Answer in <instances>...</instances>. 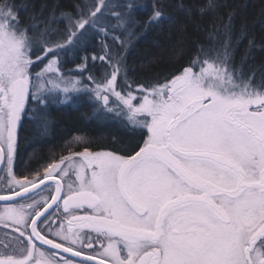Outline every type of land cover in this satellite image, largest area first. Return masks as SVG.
Wrapping results in <instances>:
<instances>
[{"label": "snow or ice", "instance_id": "1", "mask_svg": "<svg viewBox=\"0 0 264 264\" xmlns=\"http://www.w3.org/2000/svg\"><path fill=\"white\" fill-rule=\"evenodd\" d=\"M141 7L72 0L24 26L0 0V264H264V71L238 68L226 41L162 80L130 82L138 31L172 23L182 36L199 27L193 11L218 3L154 0L138 22ZM77 48L87 79L56 77ZM172 54L183 57L181 43ZM59 93L86 95L93 115L127 117L141 139L121 151L77 137L78 150L18 175L21 117Z\"/></svg>", "mask_w": 264, "mask_h": 264}, {"label": "trees", "instance_id": "2", "mask_svg": "<svg viewBox=\"0 0 264 264\" xmlns=\"http://www.w3.org/2000/svg\"><path fill=\"white\" fill-rule=\"evenodd\" d=\"M136 2L143 6L136 10L138 22H143L154 0ZM166 2L172 3L173 0ZM12 3L19 10L23 25L27 26L31 22L30 18L41 13L46 17L57 5L60 6L58 11L70 8L72 0H12ZM187 3L196 8L204 0H187ZM217 3L218 8L208 15L200 16L193 11L191 19L199 27L189 28L182 36L175 31L176 26L172 23L138 31L137 38L131 41L126 50L130 82L154 83L162 80L194 56L199 47L215 50L226 41L230 45L233 63L244 72L255 71L259 76L264 71V0H217ZM229 16L232 18L231 29L226 33L224 26L229 23ZM177 42L184 48L182 58L172 54ZM88 47L96 48V44L89 41ZM69 52L62 62L66 72L72 67L77 68L85 54L82 48ZM88 68L91 73L95 68V75L102 70L99 63L93 66L89 62ZM77 71L79 69L74 72ZM84 72L83 76L88 73ZM93 107L88 97L80 94L72 97L68 103L47 105L37 117L39 111L30 118L28 114L25 115L20 129L21 161L25 163L30 160L32 164L40 166L53 156L68 155L70 151L79 149L75 145L79 136L94 146H107L121 151L139 142V129L134 131L122 121L106 118L107 115H93ZM70 145L73 147L69 151Z\"/></svg>", "mask_w": 264, "mask_h": 264}, {"label": "rangeland", "instance_id": "3", "mask_svg": "<svg viewBox=\"0 0 264 264\" xmlns=\"http://www.w3.org/2000/svg\"><path fill=\"white\" fill-rule=\"evenodd\" d=\"M96 49L98 50V46L97 45H96ZM73 50H71V51H73ZM69 53H71V52H67V53L61 55V58H60V63H61L60 72L56 74V77H58L60 75H65L67 77H72V78H75V79H81V80L87 79V76L89 75V72L86 75L83 76V73H85V72L84 71L81 72V70H79L77 72H74V71L78 70V68H75V67H72V68L68 69L69 71H67V72L64 70V63H62V62L64 61L65 56L68 55ZM95 71H96V69L94 68L93 73H91V74L95 75ZM56 77H54V79ZM78 95H80V94H74L72 97H75V96H78ZM63 101H64L63 93H59L58 94V98L52 99V101L50 103L46 104V105H42V106H39V107L37 105H35V104L30 105V107H29V109L27 111V114H28V116L30 118V117L35 116V112L36 111H39L36 114V117H37L38 114L40 113V110L45 109V107L47 105L65 104V103H68L69 100L67 102H63ZM106 118H109V119H112V120H119L120 122L122 121L124 123L127 120V117H125V116L107 115ZM140 119H142V117ZM79 137H82V136H79Z\"/></svg>", "mask_w": 264, "mask_h": 264}, {"label": "flooded vegetation", "instance_id": "4", "mask_svg": "<svg viewBox=\"0 0 264 264\" xmlns=\"http://www.w3.org/2000/svg\"><path fill=\"white\" fill-rule=\"evenodd\" d=\"M29 107L26 109L25 114L22 115L21 121H20V123L18 125V129H17V143H18V150L17 151H18V155H17L16 161H15V170H16V172H17L18 175L20 173L28 174L33 168L39 167V164H36V163H33L32 164V162L30 160L29 161L26 160V162L24 163L20 159L21 158V147H22L20 129L22 127V121L25 118V115L27 114V111H28ZM96 147L98 149L116 150L115 148L107 147V146H105V147L96 146Z\"/></svg>", "mask_w": 264, "mask_h": 264}]
</instances>
